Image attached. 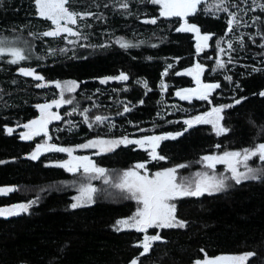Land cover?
Returning <instances> with one entry per match:
<instances>
[{"label": "trees", "instance_id": "obj_1", "mask_svg": "<svg viewBox=\"0 0 264 264\" xmlns=\"http://www.w3.org/2000/svg\"><path fill=\"white\" fill-rule=\"evenodd\" d=\"M120 2L74 0L75 10L96 14L78 21L79 30L87 37L80 40V44L86 45L81 47L69 45L62 39L41 37L51 25L37 15L33 0H0V36L28 41L33 53V59L18 65L8 63L7 57L0 59V185L18 189L0 195V205L27 202L40 196L39 202L27 213L0 217V264H130L142 251L134 245L142 240L143 233L113 229L117 218L137 207L135 201L123 198L118 189L99 179L91 183L110 195H100L95 203L72 209V195L77 191L73 185L82 179L81 174L48 164L64 158L66 153L45 152L36 160L26 157L36 143L47 141L89 154V158L105 168L114 180L123 170L139 162L147 163L149 175L179 164L191 166L179 169L178 174L192 173L203 167L197 161L204 155L264 143V96L259 95L264 91V49L259 47L264 40L256 35L264 31V24L241 26L225 36L228 17L215 9L218 0H203L197 13L187 17L188 23L199 27L202 34L212 36L209 46L197 54L196 36L176 31L183 23L180 18L159 17L157 5L150 0H129L127 10L119 7ZM241 7L247 5L241 4ZM230 10L236 11L235 8ZM240 16L249 24L253 16L264 20V13L259 9L247 15L241 12ZM151 18H157V24L142 22ZM241 34L243 48L237 42ZM250 34L255 44L249 39ZM118 38L138 46L121 48L116 43ZM228 40L236 49L231 53L233 62L226 64L225 69L213 71L216 58L228 59L227 55L219 53L217 43L226 49ZM61 48L71 50L49 54V49ZM36 56L43 59L37 60ZM196 63L205 68L202 82L221 85L213 91L211 103L195 98L180 100L175 95L193 85L192 76L176 73ZM169 64L173 67L168 69V75H162ZM21 66L35 68L46 81H76L79 87L72 95L79 102V108H89L90 115H105L110 120L89 129L78 113L68 116L73 106L65 105L52 109L63 119L48 124L51 140L43 134L28 141L20 139L19 132L23 128L18 125L39 117L35 105L58 96L54 86L37 88L38 81L19 75L17 69ZM253 68L262 70L253 71ZM120 72L128 74L129 80L99 82ZM225 76H231L232 82L224 79ZM138 81H147L151 91ZM162 82L168 86L166 91L161 89ZM241 98L246 99L235 104V99ZM94 104L97 106L93 107ZM124 104L132 107V111L117 115L123 112ZM227 104L234 105L222 113L221 123L229 129L227 133L217 136L208 124L184 131L185 119L209 111L212 106ZM69 120L76 125L71 131L66 123ZM109 123L115 127L109 129ZM8 127L14 129L11 135L5 130ZM177 132L183 135L161 141L157 148L158 154L166 160L153 161L148 156L150 149L146 151L136 145L121 146L100 155L93 150L76 149L90 138L113 139L128 135L136 139ZM217 144L220 148L215 147ZM249 164L264 167L258 158ZM217 170H222V165L218 164ZM228 183L231 186L226 191L174 201L177 217L186 221L187 226L158 230L166 242H156L149 256L142 258L143 264H194L205 256L212 259L245 253H255L245 264H264V179L238 185L234 181ZM155 230L149 229V234Z\"/></svg>", "mask_w": 264, "mask_h": 264}, {"label": "snow or ice", "instance_id": "obj_2", "mask_svg": "<svg viewBox=\"0 0 264 264\" xmlns=\"http://www.w3.org/2000/svg\"><path fill=\"white\" fill-rule=\"evenodd\" d=\"M36 7L37 15L41 19L50 21L51 27L49 30L40 34L41 37H51L53 39H62L69 45H77L85 47L86 45L80 44L81 39L87 37L79 30L78 21L86 20L90 17L96 16L95 13L90 11H77L72 5L74 0H33ZM154 5H159V17H178L183 19V23L176 29L177 32H192L196 36V52L201 53L205 48L209 46L208 42L212 39L210 34H202L200 28L195 24H189L187 17L194 15L199 10L198 6L203 3V0H150ZM241 4L247 5L246 8L241 7ZM108 5H104L107 7ZM129 0H121L119 7L127 10L129 8ZM215 9L219 12H223L227 15V27L225 30V36L233 33L237 28L253 27L257 22L264 24V20L260 16L251 17L252 23L249 24L243 20L240 13L243 12L247 15L248 12H255L259 9L264 13V0H240L239 3H231L230 0H218L214 5ZM235 8L236 11L230 9ZM98 19L100 17H97ZM146 24H157V18L145 19L142 21ZM91 27V25H87ZM31 35V34H30ZM256 35L260 36L264 40V31L257 32ZM70 37H76L77 39H70ZM249 39L253 44L256 43L254 36L249 35ZM237 42L240 47H244L243 34L237 37ZM116 43L121 48L128 49L136 47L132 43L118 38ZM106 46V45H105ZM155 47L156 45H152ZM219 53L221 55H227L228 59L225 61L221 58L215 59L216 70H222L226 68V64H231V53L236 51L233 47L231 40L227 41V48L220 46L217 43ZM264 49V43L259 45ZM71 49H49V54H55L56 51L66 53ZM264 55V53H262ZM8 57V63L13 65L21 64L33 59L32 45L28 41H20L19 38L8 39L7 37L0 36V59ZM35 59L40 60L43 57L36 56ZM173 65L169 64L162 75H168V69H171ZM262 69L253 68V71H261ZM205 68L196 63L194 67L185 70L184 72H177L176 75H188L192 76L195 81V88L181 89L175 93L180 100L191 101L193 98L208 101L211 103L210 97L216 89L220 88L219 83H204L201 80V74L204 73ZM19 75L24 77H31L35 81H38L35 85L37 88H45L54 86L58 90L59 98H54L51 101L37 104L35 107L39 110V117L28 121L18 127L24 128L26 131L20 133V139L28 141L32 140L36 136L47 137L51 140V136L48 134V124L52 120H61L63 117L58 112H53V108H61L65 105H72L71 111L67 112L68 116L79 114L83 117V123L92 129L94 125H104L110 118L105 115H90V109L79 108V102L76 101L75 96L79 84L76 81H46L45 77L39 74L35 68L32 67H19L17 69ZM224 79L232 82L231 76H225ZM129 76L124 72H120L117 76H109L100 79L101 84H107L109 81H128ZM143 85L147 91H151L147 81H138ZM239 85H237L238 87ZM167 85L161 83V89L166 91ZM127 90V89H125ZM147 94V93H145ZM260 96H264V91L259 93ZM89 99H91L89 97ZM243 99H235V104H240ZM143 100L140 101L143 104ZM97 105H93L96 107ZM234 107L233 104L213 106L209 111L195 115L189 119H185L183 123L187 126L184 131L192 128L195 125L210 124L217 136L225 134L229 131L228 128L222 125L223 115L222 113L226 108ZM132 111V107L128 104L123 105V112H118L117 115H123ZM70 127L69 131L76 127L73 121L66 122ZM171 123V121H169ZM108 128H114L115 124L109 123ZM6 132L11 135L14 129L8 127ZM143 132L144 129H139ZM183 135V132H177L175 134H162V135H148L142 138L132 139L128 135H123L119 138L104 139L95 138L88 140L86 143L77 146L81 149H97L96 154H104L113 152L121 146L127 147L128 145H136L141 149L148 151V156L151 160H166V157L159 155L157 148L159 143L164 140L176 139L178 136ZM216 148H220V145H215ZM42 151L49 152H62L67 153L69 159L58 163L55 166L63 168L70 173H80L82 179L78 184H74L77 188L78 194L72 197L73 202L70 204L72 209L89 206L96 202V198L100 195H110L106 190H98L91 183L92 180L102 179L105 185H110L112 188L118 189L123 194V198L135 201L137 207L133 214L127 218L117 219L113 225V229L117 232L125 230H135L136 232L143 233L142 240L138 241L134 247L142 249L139 254L130 261V264H143L142 258L149 256L152 252L154 244L156 242H166L164 237L159 231L155 234H149V229H172V228H185L187 222L179 219L176 215L177 204L174 202L184 197H200L202 195H214L223 191H226L231 185L228 181H234L235 184H241L246 181H255L264 179V167H252L249 161L254 158H258L261 165H264V143H259L253 147L242 148L240 150L224 151L220 154H208L200 158L197 163L203 165L204 169L209 171H197L188 177H180L178 175L179 169L190 167V164H179L171 168H167L161 171L149 175L147 172V163H136L132 168L125 170L118 177L113 179L107 170L98 166L88 156H76L73 155L75 151L71 147H60L55 144H50L45 141L44 144H37L35 150L30 154L29 158L36 160L41 155ZM2 163V162H0ZM224 165L226 173H217L216 166ZM243 167L244 171H241ZM18 189L13 187H0V194H8L15 192ZM40 196L36 199L17 203L10 207H0V216H17L22 213H27L29 209L39 202ZM203 251V250H201ZM255 253H245L240 255L218 256L209 259L205 256V259H197L194 264H245Z\"/></svg>", "mask_w": 264, "mask_h": 264}, {"label": "rangeland", "instance_id": "obj_3", "mask_svg": "<svg viewBox=\"0 0 264 264\" xmlns=\"http://www.w3.org/2000/svg\"><path fill=\"white\" fill-rule=\"evenodd\" d=\"M157 7H158V13H159V10H160V6L159 5H157ZM184 22V21H183ZM8 58V57H7ZM9 59V58H8ZM61 82H63V81H74V80H60ZM57 95H58V90H57ZM57 98H59V96H57ZM216 106H221V105H216ZM213 107V106H212ZM211 107V108H212ZM210 108V109H211ZM53 109H56V108H53ZM53 112H56L55 110H52ZM40 115V114H39ZM38 115V116H39ZM209 126H210V128H211V130L215 133V131H214V129L212 128V126L210 125V124H208ZM24 131H26L24 128H23V130L22 131H20L19 132V138H20V133H22V132H24ZM99 138H102V137H99ZM91 139H95V138H90V139H88V140H91ZM104 139H108V138H104ZM87 140V141H88ZM86 141V142H87ZM85 142V143H86ZM45 143V141H43V142H39V143H36L35 145H34V147L32 148V150L29 152V153H27L25 156L26 157H28L29 158V156H30V154L35 150V147H36V145L37 144H44ZM47 143H49V142H47ZM51 144V143H50ZM72 148V147H71ZM75 149V148H74ZM76 149H80V151L81 150H83V149H81V148H78V147H76ZM88 150H93V151H95V152H97V149H92V148H89ZM229 151H233V150H229ZM45 152H49V151H42V153H45ZM217 154H220V153H217ZM73 155H76V156H88L89 157V154H86V153H83V152H73ZM69 159V157H68V155H67V153H66V155L64 156V158H62V159H60V160H56V161H50L48 164H51V165H56V164H58V163H62V162H64V161H66V160H68ZM251 166V165H250ZM171 168V167H170ZM63 169V168H62ZM130 169V168H129ZM164 169H167V168H164ZM164 169H160V170H156V171H161V170H164ZM63 170H65V169H63ZM125 170H128V169H125ZM125 170H123V171H125ZM207 169H204V167H200L199 169H197V170H195L194 172H192V173H185V174H178L180 177H188V176H190V175H192V174H194L195 172H197V171H206ZM241 171H244V169H243V167H241V169H240ZM66 172H68L67 170H65ZM122 171V172H123ZM156 171H154L153 173H155ZM207 171H211V170H207ZM122 172L120 173V174H122ZM218 174L219 173H226V169H225V166L224 165H222V170H217L216 171ZM152 173V174H153ZM119 174V175H120ZM151 175V174H150ZM229 182V181H228ZM0 187H9V186H7V185H0ZM78 194V192L76 191L73 195H72V197H74V196H76ZM0 195H2V194H0ZM73 202V200L71 201V203ZM17 203H24V202H16V203H11V204H7V205H0V207H10V206H12V205H15V204H17ZM70 203V204H71ZM135 209H136V207L132 210V212L130 213V214H128V215H126V216H123V217H120V218H117V219H121V218H127V217H129V216H131L132 214H133V212L135 211ZM0 217H3V216H0ZM8 217V216H7ZM116 219V220H117ZM115 220V221H116ZM115 221H114V223H115ZM114 225V224H113ZM156 231H158L157 229L152 233V234H155V232ZM238 255H240V254H238Z\"/></svg>", "mask_w": 264, "mask_h": 264}, {"label": "water", "instance_id": "obj_4", "mask_svg": "<svg viewBox=\"0 0 264 264\" xmlns=\"http://www.w3.org/2000/svg\"><path fill=\"white\" fill-rule=\"evenodd\" d=\"M181 19V18H180ZM181 21H183V19H181ZM192 33V32H191ZM194 35H195V33H193ZM195 65V64H194ZM194 65H193V67H194ZM192 79H193V77H192ZM196 87V85H195V81H194V79H193V85L190 87V88H195ZM196 99V98H195Z\"/></svg>", "mask_w": 264, "mask_h": 264}]
</instances>
